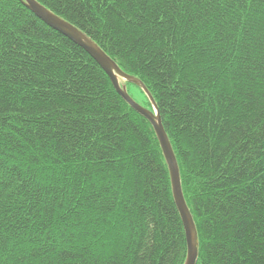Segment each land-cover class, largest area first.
Segmentation results:
<instances>
[{
    "label": "trees",
    "instance_id": "1",
    "mask_svg": "<svg viewBox=\"0 0 264 264\" xmlns=\"http://www.w3.org/2000/svg\"><path fill=\"white\" fill-rule=\"evenodd\" d=\"M154 104L197 264H264V0H37ZM151 122L24 0H0V264H186Z\"/></svg>",
    "mask_w": 264,
    "mask_h": 264
},
{
    "label": "water",
    "instance_id": "2",
    "mask_svg": "<svg viewBox=\"0 0 264 264\" xmlns=\"http://www.w3.org/2000/svg\"><path fill=\"white\" fill-rule=\"evenodd\" d=\"M24 3L45 24H47L48 26L58 31L59 33L73 41L75 44L83 48L106 71L118 94L136 112L147 118L153 125L158 136L161 148L163 150L164 156L166 158L167 164L169 166L174 200L180 212L186 233L188 246V256L186 264H197L199 254L196 225L184 197L179 165L171 143L169 141L168 135L163 126L160 114L152 98L151 101L154 105L155 113L145 109L143 106L137 103L128 94L127 88L125 86H121L120 77L127 82L142 86L145 93L150 96L148 90L144 87L141 82L126 75L116 64V62H114L99 46H97L90 38H88V36L79 31L72 24L68 23L55 13L51 12L48 8L39 3L37 0H24Z\"/></svg>",
    "mask_w": 264,
    "mask_h": 264
}]
</instances>
